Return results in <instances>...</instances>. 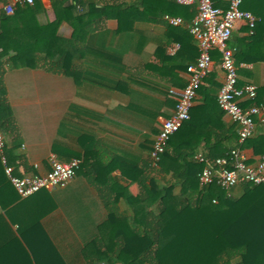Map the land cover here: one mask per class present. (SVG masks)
<instances>
[{"label":"crops","instance_id":"crops-1","mask_svg":"<svg viewBox=\"0 0 264 264\" xmlns=\"http://www.w3.org/2000/svg\"><path fill=\"white\" fill-rule=\"evenodd\" d=\"M212 1L226 9L230 0ZM69 3L74 14L101 6H107L111 14H117L122 7H128L130 12L102 19L88 14L83 17L86 24H99L100 29L97 34L84 33V43L91 47L81 53L73 50L78 71L75 74L54 73L43 67L8 68L5 62L3 81L13 129L6 134L0 131L5 144L11 145L16 137L20 141L15 152L25 156V163L12 166L21 175L45 172L51 154L63 161L80 159L76 174L65 187L18 198L13 215L18 220L29 216L36 221L37 215L54 203L39 218L41 227L35 231H45L67 261L81 264L77 249L94 235L108 215L134 212L135 200L143 192V185L149 184L150 173L154 174L149 158L152 141L173 108L162 102L163 91L178 93L185 85L186 67L196 60L198 47L188 31L196 12L194 4L181 5L176 0ZM2 4L0 1V12ZM29 6L27 15L18 16L20 21L27 18L45 24L57 18L63 3L36 0ZM240 9L255 15V36L248 34L244 21L237 20L228 46L233 51L239 83L255 84L256 98L264 104V0H242ZM165 15L179 16L183 23L172 26ZM72 23L61 20L57 33L71 38ZM211 54L212 66L197 89L190 119L174 142L177 150L193 152L194 159L197 153L208 157L226 153L238 139L237 125L217 102L224 75L219 52L213 50ZM156 112L159 114L154 116ZM263 132L264 113L263 121H256L251 137ZM54 142L66 148L65 154L51 150ZM242 150L250 161L262 155L254 154L250 147ZM160 179L165 184L178 180L172 172L161 173ZM65 189L66 194L57 192ZM12 228L15 230L16 224Z\"/></svg>","mask_w":264,"mask_h":264},{"label":"trees","instance_id":"trees-1","mask_svg":"<svg viewBox=\"0 0 264 264\" xmlns=\"http://www.w3.org/2000/svg\"><path fill=\"white\" fill-rule=\"evenodd\" d=\"M59 1L63 3L61 12L54 21L45 24L27 18L25 22L20 21L18 16L27 15L28 4L15 7L11 14L0 12V130L5 134L13 129L3 81L6 63L8 68L43 67L54 73L75 74L78 71L73 63V52L81 53L85 47H91L84 43V33L97 34L100 29L99 24H86L83 17L88 14L102 19L130 12L128 7H122L117 14H111L107 6H101L74 14L72 3L67 4L69 0ZM63 19L73 21L71 38L57 33ZM168 90L163 91L162 102L174 106L175 96ZM257 98L244 101L242 106L259 104ZM184 124L169 139L158 166L151 168L154 174L150 173L149 184L143 185V192L135 200L134 212L108 215L94 235L76 248L81 264H264V185L240 184L238 195L232 193L234 187L224 190L215 184L200 186L198 173L202 164L193 158V152L174 148ZM19 145L17 137L11 145L5 144L4 152L11 165L25 163V156L15 152ZM60 146L54 142L51 150L65 154L66 148ZM236 146L250 147L254 154L264 155V132L242 143L237 139ZM14 172L17 173L15 169ZM168 172L174 173L178 180L163 183L160 175ZM18 198L0 162L3 209L0 213V264H71L45 231L41 234L35 231L39 218L47 214L54 203L40 212L36 221L29 216L18 220L13 215Z\"/></svg>","mask_w":264,"mask_h":264},{"label":"built area","instance_id":"built-area-1","mask_svg":"<svg viewBox=\"0 0 264 264\" xmlns=\"http://www.w3.org/2000/svg\"><path fill=\"white\" fill-rule=\"evenodd\" d=\"M36 0H9L1 9L11 14L17 5H33ZM181 5H195L196 12L188 24V31L198 47V56L186 67V83L175 95L172 111L160 124L154 136L149 152L150 164L157 167L169 139L190 117V110L196 97L197 89L209 73L212 66L213 50L220 54V67L223 81L217 92L220 109L237 125L238 142L242 143L254 134L256 121H263L264 104H251L243 107L244 101L255 100L257 86L253 83L240 84L233 51L228 46L234 23L242 20L247 25L248 34L254 33L256 17L249 11L240 9L242 0H230L226 9L213 4L212 0H176ZM165 20L172 26L183 23L179 16L165 15ZM5 138L0 131V162L4 173L20 198L28 197L42 189L62 188L75 175L80 165L79 158L63 161L51 154L49 168L43 173L19 175L9 164L4 152ZM196 161L202 164L198 173L200 186L215 184L229 190L240 184L264 185V155L250 161L244 151L236 146L223 155L208 157L196 154ZM0 212L2 208L0 205Z\"/></svg>","mask_w":264,"mask_h":264},{"label":"rangeland","instance_id":"rangeland-1","mask_svg":"<svg viewBox=\"0 0 264 264\" xmlns=\"http://www.w3.org/2000/svg\"><path fill=\"white\" fill-rule=\"evenodd\" d=\"M234 191L237 192V193H239V192L241 191V188H240V187H236V188H234ZM57 192H62V193H64V194H66V189H65L64 191H62V190H57ZM70 259H71V258H70Z\"/></svg>","mask_w":264,"mask_h":264}]
</instances>
